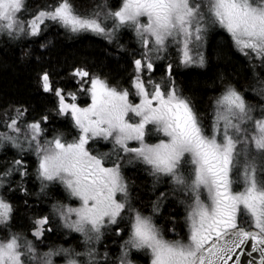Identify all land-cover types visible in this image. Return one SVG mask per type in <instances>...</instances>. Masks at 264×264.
<instances>
[{
	"label": "snow or ice",
	"instance_id": "1",
	"mask_svg": "<svg viewBox=\"0 0 264 264\" xmlns=\"http://www.w3.org/2000/svg\"><path fill=\"white\" fill-rule=\"evenodd\" d=\"M109 20L111 27L105 23ZM45 21L109 40L120 29L131 28L140 49L126 86L110 83L85 65H76L67 74L74 87L60 85L49 70H42V88L54 95L55 106L32 118L23 104L0 108V149L11 145L19 153L0 170V189L19 187L28 192L23 179L28 162L20 154L32 152L40 181L36 195H46L48 186L59 181L69 197L79 200L76 206L53 200L50 212L33 214L29 238L12 228L13 204L0 192V226L6 231L0 237V264H55L52 258L58 253L67 256L63 264H137L133 250L149 253L150 264H254V260L264 264V104L248 101L234 84L225 82L212 102L210 122L205 123L204 114L179 90L171 63L159 78L153 76L157 61L173 42L180 44L181 62L203 65L204 54L193 49L201 47L207 27L217 24L227 30L242 55L264 67V0H121L115 8L108 0L82 8L73 0H56L34 9L27 0H0V32L38 36ZM255 75L252 91L264 98V76ZM78 92L90 96L91 102L76 103ZM49 113L70 114L78 135L68 140L56 129L49 135ZM149 123L166 138L148 143ZM93 138L111 139L113 148L94 152L88 146ZM129 141L138 145L130 147ZM121 152L129 162L139 159L150 165L157 181L165 174L188 193L187 239L178 234L166 238L153 214L131 205ZM234 170L243 177L242 190H233ZM14 175H19L18 183H13ZM166 198L167 192L158 193L153 213L160 212ZM125 216L130 230L118 252L111 253L107 246L101 252L97 245L105 232L119 234L123 229L113 226ZM57 219L82 234L83 252L71 246L39 251V241L54 230ZM171 231L175 234V227ZM245 254L247 260L242 261Z\"/></svg>",
	"mask_w": 264,
	"mask_h": 264
},
{
	"label": "trees",
	"instance_id": "2",
	"mask_svg": "<svg viewBox=\"0 0 264 264\" xmlns=\"http://www.w3.org/2000/svg\"><path fill=\"white\" fill-rule=\"evenodd\" d=\"M56 0H27L30 9L37 6H45L55 3ZM78 7L103 3V0H73ZM109 6L115 8L121 0H108ZM111 27V21L105 22ZM44 47H41V44ZM119 45H124L120 47ZM140 45L135 37L134 29L122 28L118 35L109 40L105 35L92 31L73 32L55 21H45V26L38 36L21 35L9 36L6 32H0V108L8 104H23L29 108V118L42 115L44 110L55 106L56 98L52 93L43 90L39 74L42 70H49L53 79L60 85L74 87V83L67 74L76 65H85L91 71L108 78L110 83L127 85L132 74V61L138 55ZM205 56V63L185 64L180 60V44H169L163 59L157 61V68L153 76L159 78L165 72V65H173V77L180 91L186 94L193 102L198 112L203 113L205 123H209L212 115V102L222 90L225 82L234 84L241 90L246 99L254 104H264V98L253 93L259 72L264 76V67H260L259 60L250 61L242 55L234 46L231 35L226 29L217 25H209L201 41L199 49ZM255 63L256 67H253ZM63 78V79H61ZM71 100V97H67ZM90 96L78 92L76 102L82 105L88 104ZM47 122L49 135L53 129L63 131L66 139L71 140L78 135L70 114L49 113ZM154 124L148 126V140L154 142L161 138L156 129V136L150 137L154 130ZM90 150L94 152H108L113 148L111 139L93 138L89 141ZM18 153L11 145H5L0 149V170L6 166ZM22 158L28 162V175L25 176L24 186L28 189L25 193L19 187L11 190L0 189L7 199L13 204L11 226L16 231L28 233L31 226V216L50 212L53 200H60L66 204L78 202L75 197H69L64 186L55 181L48 186L46 195H36L40 181L35 174L37 159L32 152H25ZM122 172L129 181L130 203L134 208L145 214H153L154 222L159 225L165 236L172 238L170 231L175 227L180 237L187 239L188 231L186 217L189 201L188 193L176 187L171 177L160 174L159 180L153 176L150 165L142 160L128 161L123 152ZM188 168L191 165L187 166ZM184 169H182L183 171ZM234 187L244 185L243 177L234 170ZM19 175L13 176V183H18ZM159 192H167V198L163 200L160 212L153 213L152 202L156 200ZM27 201V203H25ZM175 218V219H173ZM123 230L117 234L108 229L102 241L97 247L103 251L105 246L111 253H117L119 245L123 242L130 230V220L127 216L119 225ZM6 235L3 226H0V237ZM31 238L30 233H28ZM82 234L67 229L62 222L54 221V230L45 233V238L38 243V249L42 253L49 247L57 248L71 246L76 252L84 251ZM66 254L58 253L53 256L56 263L63 264ZM132 258L137 264H150V254L144 251L133 250ZM81 259V257H76ZM83 259H86L84 257Z\"/></svg>",
	"mask_w": 264,
	"mask_h": 264
},
{
	"label": "rangeland",
	"instance_id": "3",
	"mask_svg": "<svg viewBox=\"0 0 264 264\" xmlns=\"http://www.w3.org/2000/svg\"><path fill=\"white\" fill-rule=\"evenodd\" d=\"M203 2L204 3H207V0H203ZM141 19L142 20H144V19H146V17H141ZM67 99V98H66ZM69 102H72V100H69V99H67ZM75 102H76V100H75ZM91 102V100L89 101V103ZM77 103V102H76ZM81 106H84V105H82V104H80ZM86 105V104H85ZM150 124H152V123H149L148 125H146V129L148 128V126L150 125ZM155 128H154V130H153V132H150L151 133V136L150 137H155L156 136V134H157V132H156V126H154ZM158 131V130H157ZM159 134L161 135V138H159L158 140H160V139H165L166 138V136H165V134L164 133H162V132H160L159 131ZM148 133H147V131H146V133H145V140L148 142V143H156L158 140H155L154 142H150L148 139ZM138 145V141H129V146L130 147H135V146H137ZM241 178H242V176H241ZM234 179V178H233ZM233 182H234V180H233ZM243 187H244V185L243 186H241V187H234V183H233V190H242L243 189ZM206 196H207V192L205 191V192H203L202 193V199L203 198H206ZM79 204V200H78V202H76V203H74V204H72L73 206H76V205H78ZM170 234L172 235V238L173 237H176L177 236V234H178V231L174 234L172 231H170ZM179 235V234H178ZM180 236V235H179ZM167 238V237H166ZM174 239V238H173ZM53 259V258H52ZM54 261V260H53ZM55 262V261H54ZM55 264H59V263H56L55 262Z\"/></svg>",
	"mask_w": 264,
	"mask_h": 264
},
{
	"label": "water",
	"instance_id": "4",
	"mask_svg": "<svg viewBox=\"0 0 264 264\" xmlns=\"http://www.w3.org/2000/svg\"><path fill=\"white\" fill-rule=\"evenodd\" d=\"M247 247H250V245H246V248ZM253 257H258V253H253ZM241 259H242V261H246L247 260V255L245 254V255H243L242 257H241ZM254 264H256V261L254 260Z\"/></svg>",
	"mask_w": 264,
	"mask_h": 264
}]
</instances>
